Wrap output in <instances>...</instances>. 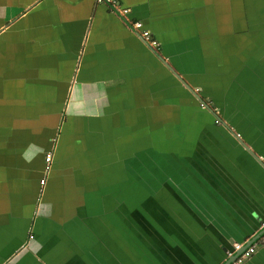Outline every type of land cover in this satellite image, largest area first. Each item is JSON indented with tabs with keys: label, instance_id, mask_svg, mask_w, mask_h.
Listing matches in <instances>:
<instances>
[{
	"label": "crops",
	"instance_id": "0c3cea01",
	"mask_svg": "<svg viewBox=\"0 0 264 264\" xmlns=\"http://www.w3.org/2000/svg\"><path fill=\"white\" fill-rule=\"evenodd\" d=\"M116 2L0 0V264H225L262 231L264 0Z\"/></svg>",
	"mask_w": 264,
	"mask_h": 264
},
{
	"label": "built area",
	"instance_id": "2783aa9c",
	"mask_svg": "<svg viewBox=\"0 0 264 264\" xmlns=\"http://www.w3.org/2000/svg\"><path fill=\"white\" fill-rule=\"evenodd\" d=\"M99 2H108L110 4H117L116 0H97ZM122 12L126 14L128 12V8H123ZM131 24L135 30L140 32L141 36L145 41L150 46H153L157 48L159 46L158 40L153 36L151 31L144 27V24L141 20H132ZM203 106L206 107L205 102L201 103ZM217 123H223V120H221L219 117L216 118ZM53 154L51 152H48L46 154V168L47 171H49L51 162H52ZM46 179L42 178L40 180V183L43 185L45 184ZM262 231L260 234L257 236V238L249 243V244H244V243H235L233 250L228 253V261L225 264H243L247 259H249L258 249V246H263L264 245V222L262 223Z\"/></svg>",
	"mask_w": 264,
	"mask_h": 264
},
{
	"label": "water",
	"instance_id": "95a60500",
	"mask_svg": "<svg viewBox=\"0 0 264 264\" xmlns=\"http://www.w3.org/2000/svg\"><path fill=\"white\" fill-rule=\"evenodd\" d=\"M255 239H256V238L252 239L251 242H253ZM251 242H250V243H251ZM246 245H247V244H246Z\"/></svg>",
	"mask_w": 264,
	"mask_h": 264
}]
</instances>
